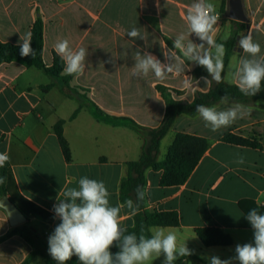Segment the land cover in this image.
I'll list each match as a JSON object with an SVG mask.
<instances>
[{
    "label": "crops",
    "instance_id": "1",
    "mask_svg": "<svg viewBox=\"0 0 264 264\" xmlns=\"http://www.w3.org/2000/svg\"><path fill=\"white\" fill-rule=\"evenodd\" d=\"M196 0H0V41L19 46L20 37L31 33L40 19L44 28L43 61L53 64L54 45L67 39L73 50L88 51L82 75L71 76L67 93L63 84L55 82L35 67L20 61L0 63V153H7L19 194L52 215V221L31 218L27 223L48 244V237L60 223L54 218L53 205L68 187H77L81 177L103 181L111 193L112 205L123 204L119 198L121 180L127 174L126 164L142 155L144 140L120 120L132 119L139 125L155 128L161 125L166 103L157 86L169 89L176 100L192 102L197 92L206 93L211 83L206 69L184 60L173 40L183 34L185 43L202 42L189 34L186 14ZM215 6L218 22L213 37L225 43L239 28L245 30L236 37L234 53L224 73L227 85L232 71L246 54L239 47L241 35L249 31L259 43L264 55V0H242L247 22L229 17L230 0H209ZM157 3L159 6H157ZM139 28L145 40H132L127 32ZM205 48H208L205 44ZM150 52L162 62L166 56L179 57L185 63L184 74H171L164 80L151 72L146 77L133 76L135 54ZM60 57V56H59ZM224 58V57H223ZM179 62V61H178ZM65 68V65H64ZM199 83H187L189 77ZM209 79V78H208ZM210 81V79H209ZM52 84L44 91L42 87ZM237 86V85H236ZM87 103L95 104L114 123H107L92 113ZM234 104L221 101L218 110ZM82 105L79 114L73 113ZM245 105V104H243ZM263 101L246 104L249 115L231 126L212 132L198 116H179L168 134L173 143L178 133H186L208 140L210 146L198 166L181 186L163 187L162 172H147V208L158 212L175 211L181 225L165 228L174 231L178 243L185 240L193 255L179 258L174 264H197V256L209 264L208 257L221 259L235 256L237 244L253 242V229L246 219L252 208L264 214V108ZM64 121L63 133L71 151V162L63 156L54 126ZM252 139L261 145L253 149L225 143V134ZM168 136V135H167ZM164 138V140L167 138ZM163 140V141H164ZM160 147L159 160L164 159ZM170 144V146H171ZM169 146V147H170ZM168 147V149H169ZM167 154V153H166ZM238 156L244 163H235ZM166 157V156H165ZM3 196L0 194V199ZM243 204L246 212L240 209ZM134 215L125 208L121 222L134 226ZM6 212L0 208V237L12 232ZM201 227H218L232 237L228 247H205L195 234ZM157 228L153 227L151 232ZM163 228V227H162ZM32 246L19 234L0 243V264H46L40 257L26 263ZM161 255L157 263L163 264ZM189 262V263H188ZM233 264H239L233 261Z\"/></svg>",
    "mask_w": 264,
    "mask_h": 264
},
{
    "label": "clouds",
    "instance_id": "2",
    "mask_svg": "<svg viewBox=\"0 0 264 264\" xmlns=\"http://www.w3.org/2000/svg\"><path fill=\"white\" fill-rule=\"evenodd\" d=\"M186 21L189 34H195L202 43H185L181 34L174 38L173 49L179 50L184 60L206 69L211 81L208 77L200 78L206 84L212 81L221 83L225 70L223 57L226 48L225 44L217 43L213 37L214 26L218 22L215 6L209 0H196L187 11ZM127 36L132 40H145V36L135 26L127 32ZM31 41V33L20 37L22 57H35ZM238 43L246 55L240 58L239 66L232 71L231 79L244 96L252 97L261 91L264 82V55L261 54V46L254 41L251 31L241 35ZM205 44L208 48H205ZM54 48L64 62L67 75L79 76L85 72L88 55L85 48L73 50L67 39L57 42ZM165 58L167 62H162L150 52L141 54L137 51L133 76L146 77L151 72L157 79L164 80L173 73L185 75L186 65L183 60L173 56ZM193 82L199 83L189 77L187 83ZM220 99L221 103L226 104L229 97L225 94ZM195 111L204 121L205 127L217 132L249 115L251 109L240 103H234L223 110L198 104ZM9 159L7 153H0V168H3ZM235 163L243 164L244 157L238 156ZM4 182L5 178L0 177V184ZM147 195V190L138 186L136 202L128 199L123 204L112 205L111 193L103 181L81 177L78 186L66 188L63 198H58V202L53 205L54 218H58L60 223L48 237L49 255L57 264H66L73 256L78 258L80 264H149L161 255L164 256L163 264H174L179 258L193 255V250L186 244L187 240L178 243L174 231L161 227L153 230L150 236L143 232L139 235L128 232L121 222L122 210L127 208L131 215H136L139 202ZM246 219L254 230L253 242L237 244L234 257H208L209 264H233V261H238L239 264H264V214L252 208ZM114 246L119 251L111 252L110 249Z\"/></svg>",
    "mask_w": 264,
    "mask_h": 264
},
{
    "label": "trees",
    "instance_id": "3",
    "mask_svg": "<svg viewBox=\"0 0 264 264\" xmlns=\"http://www.w3.org/2000/svg\"><path fill=\"white\" fill-rule=\"evenodd\" d=\"M239 28L232 34V38L225 42L226 54L223 58L225 70L234 48L236 46V37L239 32L245 30L243 24L235 22ZM31 47L35 51V57H22L20 55V47L12 44H5L0 41V63H10L13 61H20L35 67L42 71L45 75L53 79L55 82L63 84V90L67 93L71 90L69 81L71 76H62L64 69V62L55 55L52 66L48 67L43 61L44 50V28L43 22L39 19L31 30ZM223 81L221 83L211 82L210 90L206 93L197 92L192 102L183 100H176L172 97L169 89L163 86H157L158 92L166 103V111L164 119L160 126L155 128L145 127L139 125L132 119H120L124 125L132 130L135 134L144 140L142 155L137 161L129 162L127 166V174L121 180L119 188V198L122 203L131 199L136 202V189L138 186L147 189V172L161 171L162 177L160 184L163 187L181 186L187 182L195 168L198 166L200 160L203 158L205 152L208 150L210 144L207 139L186 133H178L171 146L168 149L166 157L159 160L160 147L164 138L168 135L171 128L174 126L179 116L196 117L199 114L195 111L196 105L203 104L205 106L213 107L221 101V97L228 95L229 102L250 104L258 100L263 101L264 108V82H262L261 91L252 97L244 96L236 85H227ZM211 81V77L208 76ZM52 84L42 87L44 91L52 88ZM95 116L103 119L107 123H114V119L108 117L95 104L87 103ZM82 105L73 113L71 119H75L79 114ZM64 121H58L54 126V131L58 137L59 144L62 149L63 156L67 162H71V151L69 145L64 137L63 126ZM225 143L237 145L242 147H249L253 149L260 148L261 145L252 139H246L234 134H225L223 139ZM0 177L5 178V182L0 184L1 196H7L9 199L21 210L26 216L27 221L31 218H41L48 222L52 221V215L41 209L37 205L23 198L16 187L14 177L12 175L9 164L0 168ZM148 198L139 202V211L134 215V226L127 228L128 232H134L137 235L145 234L151 235L153 227L176 228L181 225L180 215L175 212H158L149 210L147 208ZM240 209L246 212L243 204L240 203ZM247 214V212H246ZM19 234L22 236L33 248L32 254L27 259L26 263L31 262L34 258L40 257L46 264H57L55 260L48 253V244L31 228L27 223L15 228L7 235L0 237V243L7 240L10 236ZM195 234L205 247H228L233 244L231 236L226 234L218 227H201L195 229ZM111 252L119 251L117 247H112ZM192 261L197 264H207L197 256L191 257ZM66 264H80L78 258L73 256Z\"/></svg>",
    "mask_w": 264,
    "mask_h": 264
},
{
    "label": "water",
    "instance_id": "4",
    "mask_svg": "<svg viewBox=\"0 0 264 264\" xmlns=\"http://www.w3.org/2000/svg\"><path fill=\"white\" fill-rule=\"evenodd\" d=\"M229 17L239 22H247V15L243 6L242 0H230L229 2ZM0 208H2L9 219L12 227H17L27 222L26 216L21 210L9 199L3 196L0 199Z\"/></svg>",
    "mask_w": 264,
    "mask_h": 264
},
{
    "label": "rangeland",
    "instance_id": "5",
    "mask_svg": "<svg viewBox=\"0 0 264 264\" xmlns=\"http://www.w3.org/2000/svg\"><path fill=\"white\" fill-rule=\"evenodd\" d=\"M172 137H173V134H172V132H170V134H168L167 138L163 141L162 148H161V153L165 154L164 158L166 156V153L168 152V147L171 144ZM33 231H35L37 233V230L34 229V228H33ZM157 260H158V258L154 259L152 262H149V263H157ZM174 263H177V261H175Z\"/></svg>",
    "mask_w": 264,
    "mask_h": 264
},
{
    "label": "built area",
    "instance_id": "6",
    "mask_svg": "<svg viewBox=\"0 0 264 264\" xmlns=\"http://www.w3.org/2000/svg\"><path fill=\"white\" fill-rule=\"evenodd\" d=\"M218 16V15H217Z\"/></svg>",
    "mask_w": 264,
    "mask_h": 264
}]
</instances>
